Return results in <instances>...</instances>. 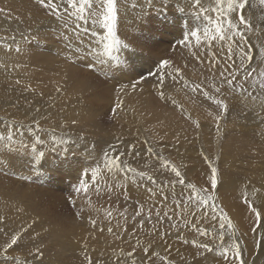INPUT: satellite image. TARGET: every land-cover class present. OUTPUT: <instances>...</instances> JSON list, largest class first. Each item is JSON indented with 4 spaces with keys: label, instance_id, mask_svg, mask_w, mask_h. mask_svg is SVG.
Segmentation results:
<instances>
[{
    "label": "bare ground",
    "instance_id": "6f19581e",
    "mask_svg": "<svg viewBox=\"0 0 264 264\" xmlns=\"http://www.w3.org/2000/svg\"><path fill=\"white\" fill-rule=\"evenodd\" d=\"M209 2L210 0H203L201 1V4L199 6L200 9L208 8L209 9L208 12H198L197 8L194 6L195 0H118V3H117L118 20H117V25H116V33H117V38L121 40V45L117 46L118 50H115L113 52L112 57L104 58L106 61L104 64H99L96 62V54L102 50V44L98 43V41H100L101 37L105 35V30L101 28L99 23H94V20L96 18L94 17L90 18L88 20L87 27L91 31L97 32V36L91 37L90 35L84 34L83 32H81L80 36L77 37L73 29H74L75 23H82V22L76 20L74 16H69L68 13L64 12L63 10L64 6L61 7L60 9V15L57 16V15L52 14L49 9L41 7L37 3V0H0V10H2L0 11V118H3L8 121V122H4L3 120H0V135L6 136L10 132L13 133L14 134V144H15L14 147H9L8 151L6 152L3 146V142H0V167H4L5 169L14 167L13 169H15L16 171L20 173H23V175L25 176L28 173H31V170L29 169L31 160L28 159L31 157L24 156L25 152H22L21 150H26L27 152L28 151L27 149L32 148V147H25V144H28L37 135H39L41 139L45 141V143L43 145H37L35 149L38 151H44V152L49 151L50 150L49 148H52V147H56L59 150L61 148H67L68 151L70 150L71 152L72 148L69 149L68 146L72 144L74 146V149H78L82 147L83 145L84 146L86 145L87 147L89 144L92 145V144L108 142V141L112 142L114 140L118 141L119 138L117 136L120 133H123L124 136L128 135L129 137H131L130 139H128L130 141H128L127 143H125L123 139L120 140V142L124 144V149H131L132 144H135L137 142L136 135H137V129L139 128L140 130L142 129L145 131H149L154 136V138H156V134H157L159 138H161L162 140H166L167 145L176 150L175 156L177 159H180L181 162H185V156L189 158H194V156L198 155L197 152L193 150V148L189 149V146L193 142V138L187 142L189 134L188 132H185V133L184 131L182 132V129L184 128L182 129L180 128L181 126L182 127L184 126L181 125L179 127L180 122L176 120L175 118H173L171 113L168 114L167 112H165L166 110L161 111L158 108L154 107L155 106L154 103H153L154 106L151 104V100L149 99V87L147 85L146 86L139 85L140 86L139 88L138 87H125L124 85L123 86L121 85L118 90V96L110 95L111 92L110 91L108 92L109 90L108 88L110 86L107 89L104 88L103 90L105 89L107 90L105 91V93L107 92L106 96L109 95L107 98L111 102L109 100L104 101L103 97L102 98L98 97V99L103 100L102 102L101 100L96 99V95L98 94V92L101 93L100 91L96 92L95 93L96 95L95 94L93 95V93L97 91L100 88V86H103V87L105 86L104 83L103 85L102 84L100 85V82L102 83V81L100 82L98 81L99 84L97 83V85L98 86L100 85L99 87L92 86L96 82V81L94 82L93 80L96 77L93 78L92 75H96L97 72H94V71H99L98 69L113 70V71L115 70L119 74H121L123 76V80H125L124 76H126L125 74L127 73L120 67L119 62H118V59L120 58L121 55H130L131 58L133 57L136 62H138V57L140 58L143 57L142 56L143 54L141 55V53H143L141 52L143 51V47L142 49L139 48L138 46L139 44L137 43L138 37L136 38L137 40H135L133 36H135L134 35L135 34L134 32L136 30L135 28H139V29L143 28L144 26L143 23H145L148 20L147 16H146L147 20L143 19L147 12L151 10L153 12V10L155 9L159 11L158 9L160 8L166 9V10L168 8L169 10V7H171L172 5L174 8H177V10L178 8L182 7L184 8L183 16L187 17V18L185 17L183 18L186 19L187 21H189L190 15L193 13L195 14V12L198 13V14L196 13L197 17L201 15V16H204V18L208 17L210 19L209 20L208 18L207 19L205 18L206 20L205 19L203 20V17L200 16L202 18L200 19L202 20L201 22L203 21L205 22L203 24H206V23H210V24H206V26L200 24L204 26L203 29L201 28V30L194 29V31L200 37L199 43H197L196 37L192 36L191 38L190 32L186 35L184 33L185 37L184 35L182 36L184 37V40L188 42V44L196 46L195 50L192 49L190 46L184 45L183 44L184 41L182 42V46L184 45L182 49L192 52L197 57V59H199L200 63L203 65V67L209 74H211L212 76H220V80L223 82H218L216 83L217 84L216 85L214 82L203 80L202 83H203L204 88H202L201 86L197 88L199 90L196 93L197 97L195 99H190L188 98V95L186 96L185 94L184 88H186V84L183 85L184 83L183 81H188V83L193 86L194 84L196 85H200V84L195 80H191L188 78L187 80H185L186 79L185 77L178 76L179 78H185V79L183 81H180L179 85H177V82H176V85H177L176 87L171 88L172 87L171 86L170 88H168V92L172 94L174 97H176L175 99L173 97L172 98L177 103H179L181 107L179 109H176L175 107L169 104L168 111L175 113L177 115L179 114L180 120H181V117H183V115L191 116V118L195 120L196 123H198V127H197L198 134L196 136H203L204 133L206 134V132L212 133L211 138H208L207 141L206 139L205 140L202 139L203 140L202 144L203 146L205 145L204 147H208V151L206 150V153L208 156L212 157L215 155V153L218 154V158L220 162L218 163L220 164V171L218 173V176L221 174L228 178L226 183L223 182L224 179L222 178V185L223 183L224 185L221 186L220 190L222 193H227L228 198H230V195L233 194L232 197L229 199V201L227 199L226 206L228 207L230 212L234 214L237 221L241 223L239 211L244 203L242 202V197H245V196L248 198L256 197L258 200L264 201V186L263 185L260 187L256 186L257 187L255 188L256 190H253V191L250 190L249 193L247 192L248 194H246L245 193L246 191H245L244 194L242 193L239 199L237 198L236 193L237 194L241 193L242 187L246 186L244 184L245 177L250 173L249 170L252 167L250 166V168H247L248 170L245 173L241 171L242 175H244V180L241 179L242 175L240 177H237L235 175H230V173H236L237 171H238L237 173H240L239 171L243 167L242 164L244 163V162L242 163L241 158L245 159L244 154L253 153V152H250V150L253 151V150H257V148L258 149H261L262 147L264 148V145H263L264 117L261 114H259V112H264V101L262 102V104L256 101L258 99H261V97H264V88L258 90L256 95L254 94L255 100L254 99L250 100V102L247 101L243 105L240 102V100L243 97V94H239V98H235L231 96L230 95L231 93L229 94L228 91H224V88L227 85L226 80L228 79V77L222 76V75H224L225 69L228 67V65H230V62L233 60V57L237 56V55L235 56L233 55V57L232 56L229 57L228 55L229 48L232 49V54L241 52L242 48L249 52L250 48L248 49L249 45L245 44L246 41L244 39L241 40L240 36L235 35L234 33H231V32L229 33V35L233 37L232 39H226L224 41H221L220 39L217 38L215 40H212L211 37L215 34L214 26H215V21L217 19V13L211 11L212 7L208 5ZM94 3H95V0H94ZM225 3H226V0H225ZM68 11L71 12L73 10L69 9ZM196 15L194 17H196ZM231 15L233 17L234 23L239 26V30L243 34V37L251 38L250 33L252 32H250V28L248 29L244 25L239 24L238 11L235 13H232ZM243 15L247 21L250 19L249 13L247 14L245 13ZM149 16H153V15H149ZM196 20L198 21L199 19L196 18ZM249 22L248 24L250 25ZM18 26L20 28L26 29L27 32H25L24 29H20V31L17 32L16 28ZM206 30L209 33L207 37L204 35ZM180 38L181 37H179V39ZM256 41L258 42V39ZM124 43H127L129 47L124 48L122 46ZM17 47L20 48L19 53L15 51ZM9 48H11L12 51H8ZM145 51L146 50H144V52ZM144 58L142 59V61H140L139 59L140 61V63L138 64L139 66L144 64L146 60ZM237 60L239 63L241 62L240 59H237ZM169 63L170 65H172L170 61ZM196 68H199V67L197 66ZM171 70L172 69H170V72ZM176 70L177 72L179 71V69H176ZM93 73H96V74H93ZM104 73H106V71H104ZM119 74H116V75H119ZM90 75L92 77V80L90 79ZM192 76L194 79H197V77L194 74H192ZM231 76L233 77L232 73H231ZM163 77L166 78V80L171 79V77L167 76L165 73L163 74ZM249 79L250 78L247 79V77H239V80L243 83H246ZM173 80L175 81V77ZM171 83H173V81ZM117 85L115 84L114 87H117ZM217 86L221 88L220 92H217L219 96L221 95V97L224 100H226L228 103L234 102L239 105V107L236 109L237 112H245L248 109L252 110V112L254 113V117L257 121L255 122V125L257 128L256 131H252V129H246L244 126L245 122L244 120H242L243 118H241L240 120H238V118H235L232 124H227V126H225L227 130L229 131L228 137L225 139L226 142H222L219 140V137L217 136V131H216V130H221V126L217 127V123L218 124L222 123V121L219 120L218 118L219 109L217 106H215V104H213L214 101L211 103V101L207 99V97L205 99L203 98L204 92L208 93L211 90L215 91V87ZM93 87H95L96 90ZM116 89L117 88L112 89V86H111V90H113L112 92H115ZM20 92H25L26 96L19 95ZM92 95L95 97V99L94 97H92V100H94L95 102L98 101L99 103V104L96 103L97 105L95 104L96 107L102 106L100 105V103L103 104V102L104 103L110 102L119 107V108L117 107L119 110L117 109V113H115L117 114V116L114 115L113 118L115 117L114 119H117L118 124L120 123L119 121H122L120 125L124 124V126L122 125L123 128L121 126L122 130L120 128L119 130H121V132L120 133L117 132L118 134L116 136L114 132H113L114 135H108L106 130H102L104 129L103 127L106 125L104 126L100 125L99 123L95 121L96 120L95 116L98 113L102 114L104 112V108H105L104 106H106V104L108 103H106L105 105L103 104L104 108L102 107L103 109L102 113L99 112V110L101 111L102 109H99V108L94 109V106L93 108L92 107L89 108L90 105L91 106L92 104L94 105V103L88 105L90 100L87 101V99H89V97ZM101 95H104V93ZM109 97H111V99ZM107 98L106 99L104 98V99L107 100ZM110 103L108 104L109 108H111L112 106L110 105ZM109 108L107 112H110ZM92 110H93V113L95 110H98V113H96V115L94 114V117L92 115L93 118L91 117ZM120 111H121L120 113L121 115L119 114ZM247 116H245L244 118H246ZM28 123L30 124L27 125ZM114 125L116 126L115 123ZM108 126H107V129H109ZM118 126L119 125H117V128ZM259 128L260 130H258ZM114 129L116 128L114 127ZM203 131H206V132H203ZM252 133L253 134L255 133L254 134L255 136L258 133L259 135V137H257L258 141L254 142L252 138L253 136ZM123 134L121 135L123 136ZM91 136L96 137V139L94 138L95 141H90L92 140L89 138ZM128 136L126 137L128 138ZM21 140H23L25 144H21L20 143ZM61 140L67 141V143H54L55 141H61ZM96 146L97 145H95V147ZM90 147L88 146V148ZM74 149L72 150L74 151ZM91 150H92L91 152H93L92 157L99 158L100 156H102L101 152H99L98 150H96V153L94 152L95 150H93L92 148ZM61 151L59 152L61 153ZM91 152L89 154H91ZM29 153H32V152H29ZM93 160L94 159H92V161L90 160L91 164ZM100 160L98 163L100 165L93 163V164H96V165H93L96 168L90 169L91 172L88 171V173L89 174L91 173V175L93 171L97 173L96 183H93V181L91 180V177L88 181L86 180L88 184V189L89 190L91 189L92 195L95 194L93 193V191H105V194L106 193L107 194L108 193L110 194L119 193L118 194L119 197H120V194L122 195V197H124L125 196L124 192L128 191L129 193L136 195L137 199L141 203V206H144L141 208H147L150 211L152 210V212L163 213L164 212L163 210H169V207H174V208H179L178 210H176L177 216L181 215L184 218L187 214H189V211L187 208H185V206L186 205L189 206L190 203L188 204L186 202L185 203L177 202L173 205L171 203L170 197L162 193L155 192V191H150V192H153L155 195L153 198H151L145 187L137 188L134 185V183L136 184L138 180V178L136 179V176L130 174L129 172L121 171L117 169H114L113 171L109 172L107 167L104 166L103 164L105 160L102 161L103 165L101 164ZM43 161H44L43 164L47 163V161L46 162L45 160ZM88 164L85 165V167L88 166ZM248 164L249 163H247V165ZM46 165L47 164H45V168H46ZM47 168H48V165H47ZM205 169H208V168L206 167ZM254 170H255V166L252 168L251 172L254 173ZM204 172L206 171L204 170ZM69 174L75 175V173H72V172H69ZM192 177H195V176L193 175L189 178H192ZM77 178H78V175H77ZM75 180L80 181L79 178ZM11 182L12 181H10V184ZM243 190L248 191L247 188ZM102 194L104 193L101 192V195ZM117 196H113V197L116 198ZM100 197L102 198L104 196H99V198ZM177 198L179 197H175L174 199H177ZM220 200H223V199L220 198L219 201ZM107 201H109L108 203H111L114 205V203L110 202V200H106L105 202ZM121 203H123V201ZM124 203H127V202L124 201ZM110 207L114 208L111 205ZM115 207H117V205ZM118 207H120V205ZM132 207L133 206H131V208ZM118 210L115 209L116 212ZM104 211H107V210H104ZM242 211L244 210L242 209ZM249 211H251V209ZM109 212L107 211L106 213L109 214ZM121 212H122V209H121ZM111 213H114V209H113V212ZM170 214H173V213H170ZM33 216L34 218H38L42 223L36 225V228H35L36 230L30 229L31 231H28L24 235V237L22 238V239H25L24 243L16 246L17 247L16 251L14 250L16 253L22 254V252H24L26 255V252H30L31 250L35 249V250H39L43 252V259L40 260L41 262H44V260L45 262L51 260L54 263H61L62 260L59 259L60 256H62L63 254L66 255L67 253L68 254L69 253L70 254H78V253L80 254V252L86 250L91 255L109 258L121 251V249L118 248L117 244H115V246H111L110 242L103 239L102 237H98L95 240L92 248L85 247V246H89L90 243L88 239L84 237L85 231L84 229L82 230L81 228H83V226L86 227L88 223H90L91 220L97 223H100L101 220H94V219L89 218L90 216L89 217L87 216L86 221L83 220L81 224L78 222L79 224L75 226L74 228L65 229L63 227V224L61 225L57 222L50 221L48 220L49 218L47 219L42 214H39L36 209L35 204L31 200L27 199V196L22 195L19 189L14 187V185L6 186V185L0 184V229H2V231H0V251L1 252L4 250L7 242H9V239H7V237L2 238L3 234L8 233V234H12L13 236H15L16 234L20 233L21 230L27 229L28 227L30 228L32 225L31 221L34 219ZM95 216L97 215L95 214ZM65 219L67 222L68 221L67 218ZM121 219H122L121 215L117 214L116 216L108 218L107 220L115 221L117 223H122ZM149 219H153L155 222L158 221V218H155L154 216L147 218V220ZM138 221H139V218H138ZM133 222L135 221L133 220ZM146 224L148 223L146 222ZM73 225H74V222H73ZM81 225L82 227H80ZM125 226H128V224H125ZM131 226H134V225L132 224ZM95 227L97 229H102L106 232H109L108 229L111 228L113 231L109 233L115 232L119 234V230L116 229L115 225L113 224H110V227L109 225H97ZM135 227L139 228L140 224H136ZM142 227L144 226L141 225V228ZM197 228L205 229L208 232L212 231V229H210L211 227L206 228V227L199 226ZM154 230L156 231V234H158L161 230L160 225L159 226L156 225V227H154ZM37 232H41V234H37L39 235V239L33 238ZM143 235H144L143 233L138 235L132 232L131 228H128V232L125 235V238L128 239L132 243L139 242L144 249L149 250L150 254L149 256H146V258L149 259V257H152L153 254L156 252V249H154L155 245L151 241H148V240L146 241L145 240L146 238L145 239L143 238L144 237ZM205 235L207 236V234ZM32 240H33V243L31 242ZM193 241H195V244H203L202 242H198V240L195 238H189L187 244L191 245ZM261 252H264V251H261ZM182 253H183L182 256H184L185 252L182 251ZM156 264H162V263H156Z\"/></svg>",
    "mask_w": 264,
    "mask_h": 264
},
{
    "label": "rangeland",
    "instance_id": "374dc122",
    "mask_svg": "<svg viewBox=\"0 0 264 264\" xmlns=\"http://www.w3.org/2000/svg\"><path fill=\"white\" fill-rule=\"evenodd\" d=\"M60 1L61 0H58L57 2L60 3ZM208 5L213 7L214 0H210ZM63 6L64 5L61 4V7ZM173 8H174L173 5L169 7L170 12L168 8H167L168 11L166 9L160 8L158 9L160 12L157 11V9H155L157 12L153 10L154 12L153 13L151 10L146 13L147 15L145 14L143 19L147 20L148 18V20L146 22L144 21L145 23H143L144 24L143 28L141 29L135 28L136 29L134 32L135 36H133L135 40H137L136 38L138 37L137 43L139 44L138 45L139 48L142 49L143 47V51H141L143 53L140 52L141 55L143 54L142 55L143 57L142 58L138 57V62H136L133 57L131 58L130 55L120 56V58L118 59L119 65L127 73L125 74L126 76H124L125 80H123V76L115 70L113 71V70L98 69L100 72L94 71V72H97V74L93 73L96 75H92V76L93 78L96 77L95 79H93L94 82L95 81L96 82L94 83L92 81L95 84V85L93 84L92 86H98L97 85L98 81L99 82L102 81V83L100 82V85L101 84L103 85L104 83L105 86L103 87L99 85L100 88L98 89L99 87L98 86L97 87L98 90L92 93L94 95L96 92L100 91L101 93L98 92L99 95L95 94L96 99H98V97H101V98L103 97L104 101H108L109 99L107 97L109 95L106 96L107 92L105 93V91H107L106 89L109 86L110 87L108 88L109 89L108 92L110 91L112 93V94L110 93V95L118 96V90L121 85L122 86L124 85L125 87H133V85L135 84V87H138V88L140 86L147 85L149 87V99L151 100V104L153 105L154 103L155 106L154 105L153 106L158 108L161 111L166 110L165 112H167L168 114L171 113L172 117L180 122L179 127L181 125L184 126V127L181 126L180 128L181 129L184 128L182 129V132L183 131L184 133L188 132L189 137H188L187 142L193 138V142L189 146V149L193 148V150L196 151L198 155L194 156V158H189L185 156V162H181L180 159H177L175 156L176 150L168 146L166 140H162L161 138H159L156 133H155L156 138H154V136L149 131H145L142 129L140 130L139 127H138L139 129H137V135H136L137 142L135 144H132L131 149H124V144H122L120 140L123 139L125 143H127L128 141H130L128 139H130L131 137H129L128 135L124 136L123 133H120L124 124H122L123 126L120 125L122 121H119V120L118 121L120 123L118 124L117 119H114L115 117L113 118L114 115L117 116V114L115 113H117V109L119 107L110 103L111 102L110 100H109L110 102H106V103L108 104L110 103V105H112L111 108H109V105L104 102L103 104L104 105L106 104V106L108 105L107 107L104 106L105 107L104 108L102 103H100V105L102 106L96 107V105L99 104L98 101L95 102L94 100H92V97L94 96L93 95L90 96L89 99H87V101L89 100L90 101L89 103L88 102L87 103L88 105L94 103V105L93 104L92 106L90 105L89 108L90 107L93 108L94 106V109L95 108L102 109L103 107L104 112H106V113L104 112L102 113L103 111L102 109L101 111L99 110V112H101L102 114H99L98 110H95L93 113V110H94L93 109L91 112V117L92 115L94 117V114L96 115V113H98L95 116L96 117L95 121L99 123L100 125H103V126L106 125L103 127L104 129L102 130H106L108 135L115 134L116 136L118 133H120L117 136L119 138L118 141L114 140L112 142L108 141V142L92 144L93 146L97 145L96 147H93L91 144H89L88 145L89 147L91 145L90 148H88V146L86 147V145L85 146L83 145L84 147L82 146L78 149H74V146L72 144L68 147L69 149L71 148L74 149V151L71 149V152H70V150L68 151L67 148H61L60 150L58 149L57 151L58 153L56 151L49 150L45 152L46 156L39 160L36 159L37 153L39 152L38 150L36 149L33 150L32 148L27 149L28 150L27 152L26 150H21L22 152H25L24 156L31 157V158H28L31 160L30 165H29V169L31 170V173H28L25 176L23 175V173H20L16 171L15 169H13L14 167L6 168V169L4 167H0V184L6 185V186L14 185V187L19 189L22 195L27 196V199L31 200L35 204L36 209L39 214H42L47 219L49 218L48 220L50 221L57 222L61 225L63 224V227L65 229H72L75 226H77L79 223L81 224L83 220L86 221L87 216L88 217L90 216L89 218L94 219V220H101L100 223H97V222L93 223V221L91 220L90 223H88L86 227L83 226V228H81L82 230L84 229L85 231L84 234L86 235V236L84 235V237H86L90 243L89 246H85V247L92 248L95 240L98 237H102L103 239L109 241L111 246H115V244H117L118 248H120L121 251L109 258L91 255L86 250L80 252V254L79 253L78 254L69 253L70 254L69 255L67 253L69 256L67 254L66 255L63 254L62 256H60L59 259L62 260L61 263H54L51 260L47 262H45L44 260V262H41L40 260L43 259V252L39 250H35V249L30 251L32 253L26 252V255L24 252H22V254L16 253L15 252L17 248L16 246L24 243L25 239H22L24 235L28 231H31L30 229L34 230L36 228V225L42 223L38 218H34L33 216L34 219L31 221L32 223L31 227L21 230L20 233L15 235L19 237L17 244L13 245L12 248H8L7 252H4V250L2 252L0 251V253H3L2 255H0V264H133V261H135V264H156V263H162V264H264V252H261V251H264V201L258 200L256 197L248 198L245 196L247 199H245V197H242V202L244 203L239 211L240 218H241V223H239L236 217L234 216V214L230 212V210L226 206L227 199L229 201V199L232 197L233 194H231L230 198H228L227 193H222L220 190L221 186H223L224 183L227 182L228 178L221 174L218 176V173L220 171V164H218L220 163L218 154L215 153V155L212 157L208 156L206 153V150L208 151V147H204L205 145L203 146L202 144L203 140L206 139L207 141L208 138H211L212 133L203 131V132H206V134L204 133L203 136H196L198 134V128H197L198 123H196V121L193 120L191 116H184V115L183 117L180 116L181 117V120H180L179 114L177 115L175 113L168 111L169 104L175 107L176 109H179L181 107L180 104L174 100L176 97H174L172 94L168 92V88H170L171 86H172L171 88L176 87L177 85H179V82L183 81L185 78H186L185 80H187L188 78V79L197 81L202 88H204L203 83H202L203 80H208V81L214 82L215 84L218 82H223L220 80V76H212L211 74H209L205 70L203 65L200 63L199 59H197V57L192 52L182 49V47L186 45V46H190L192 49L195 50L196 46L188 44V42L184 40V37L189 32L190 33L195 32L194 29L201 30V28L203 29V27L206 26V24H210V23L203 24L205 23L204 21L201 22L202 21L200 20L202 19L201 17H203V20L206 17L204 18V16H201L200 14L199 15L201 17L200 16L197 17L196 15L197 12H195V14L193 13L190 15V19L189 21H187L186 19L183 18V17L187 18L186 16H183L184 8L180 7L178 8V10L177 8H174L175 11ZM245 13L250 14V19H249L250 22L248 20L250 25L248 24L247 28L248 29L250 28V32H252L250 33L251 34L250 37L253 40L251 38H244V40L246 41L245 44L249 45L248 47V49L250 48L249 53L252 55L253 59L251 61H245L242 64L241 62L239 63L237 60V59L241 60V55H239L240 52L232 54V57L233 55L234 56L237 55V56L233 57V60L230 62V65H228V67L225 69L224 75H222V76H227L228 79H230V78H233L231 76V73L235 74L234 84L228 85L226 83L227 85L225 86L224 91H228V93L229 94L231 93L230 95L235 98H239V94H243V97L240 100L242 105L245 104V102L247 101L250 102V100H253L258 90L264 88V87H261V81L262 79H264V77H261L260 75L262 72H264V54H262L264 53V47H262L264 46V5L260 3V0H248V3L245 9L243 10V14ZM238 14L240 15L239 10H238ZM149 15H153V16H149ZM195 15L196 17H194ZM196 18L199 19L200 21L199 20L197 21ZM193 19L195 22L193 21ZM20 29H24V28H20L18 26L16 28L17 32H19ZM24 31L27 32L26 29H24ZM178 35L179 37H181L180 39ZM183 35L184 37H182ZM173 36L177 38L175 39ZM191 38H192V35H191ZM257 39H258V42L256 41ZM182 42L184 44L183 46H182ZM144 50L146 51L144 52ZM143 58L146 60L144 64L142 65L140 64L141 66H139L138 64L140 63V61H142ZM162 61H168V64L162 67L161 66ZM169 61L172 63L173 66L170 65ZM197 66L199 68H196ZM168 68L172 69L173 71L171 70L170 72V69ZM176 69H179V71L177 72ZM104 71H106V73H104ZM164 73L167 76H170L171 79H167L170 81L169 82L166 80V78H164L163 80L164 84L163 83L161 84L160 78L161 76H163ZM249 73H251L250 77H248ZM116 74H119V75H116ZM192 74H194L197 77V79H194ZM108 75H110L111 77ZM178 76L179 77L182 76L185 78H179ZM174 77H175V81L173 80ZM239 77H247V79L248 78L250 79L246 83H243L239 80ZM97 78L98 79L101 78V79L98 80ZM90 79L92 80L91 75H90ZM131 81L133 82V84ZM172 81L173 83H171ZM105 82L108 84H106ZM176 82H177V85H176ZM183 82H184L183 85L186 84V88H184L186 96L188 95V98L195 99L197 97L196 93L199 90L196 89L195 91H193V85L189 84L188 81H183ZM115 84L116 85L118 84L117 87H114ZM195 85L196 84H194V86ZM111 86H112V89L117 88L116 89L117 92L116 90L115 92H112L113 90H111ZM93 88L96 90L95 87ZM104 88L106 89L103 90ZM161 92H163L164 94L163 99L161 98ZM103 93L104 95H101ZM19 95L26 96V93L20 92ZM111 97L109 98L111 99ZM104 98L105 99L107 98V100H105ZM203 98L205 99L206 96L204 95ZM216 98L218 100H221L223 104L226 105V108H222L218 106L217 104H215L213 101L217 100ZM207 99H209L211 103L213 102V104H215V106H217L219 109L218 118L219 120L222 121V123L221 124L217 123V127L221 126V130H216V131H217V136L219 137L220 141L226 142L225 139L228 137L229 131L227 130L225 126H227V124H232L235 118H238V120L243 118L242 120H244L245 122L244 126L246 129H252V131L257 130L256 125H255V122L257 121L254 117V113L252 112V110L248 109L245 112H237L236 109L239 107L238 104L234 102L228 103L226 100H224L221 97V95L219 96V94L213 90L208 92ZM98 100H101V102L103 101L102 99H98ZM256 101L262 104V102L264 101V97H261V99H258ZM108 108L110 112H107ZM120 113L121 111L119 112V114ZM259 114H261L264 117V112H259ZM245 116L247 117L244 118ZM0 120H3L4 122H8L7 120L3 118H0ZM114 123L116 124V126L114 125ZM29 124L30 123H28L27 125ZM117 125H119L118 128H117ZM107 126L109 129H107ZM114 127L116 129H114ZM120 128L121 130H119ZM258 130H260V128ZM121 134H123V136ZM254 134L252 138L254 142H256L258 141L257 137H259V135L258 133H257L258 136L257 135L255 136ZM126 136H128V138ZM89 138L92 139L90 141H95L96 139L95 136L94 137L91 136ZM101 145L103 146V148ZM263 145H264V142H263ZM91 148L95 150L94 151L95 153H96V150L101 152L102 156H100L99 158L92 157L93 152H91L92 151ZM149 148H151V152L148 151ZM82 149H84L85 151ZM261 149L257 148V150H253V151L250 150V152H253V153L244 154L245 159L241 158L242 163L243 162L245 163V164L244 163L242 164L244 168L241 166L242 168L239 171L240 173H237L238 171L236 173H230V175H235L237 177H240L242 175L241 171L245 173L248 170L247 168H250V166L253 168L255 166L254 173L251 172L252 171V168H251L249 170L250 173L245 177L244 184L247 187L246 186H244L245 188L242 187L241 193L239 194L236 193V196L239 199L242 193L244 194L245 191H246L245 193L248 194L250 190L251 191L256 190L255 189L257 188L256 186H259V187L262 185L264 186V155H263L264 148L262 147ZM79 150L81 153L79 152ZM59 151H61V153ZM29 152H32V153H29ZM90 152L91 154H89ZM105 152H107L109 156H113V155L118 156L119 160L121 161L122 168L124 166H127L128 168L135 169V173L143 172L146 174L142 178L135 173L129 172L130 174L136 176V179L138 178L137 183L136 184L134 183V185L137 188L145 187L151 198H153L155 195L153 192H150V191L162 193L171 198V203L173 205L177 202H181V203L186 202L188 204L190 203L189 206L187 205L185 206V208L188 209L189 214H187L184 218L181 215L177 216L176 210H178L179 208H174V207H169V210H163L164 211L163 213L152 212V210L150 211L147 208H141L144 206H141V203L137 199L136 195L129 193L128 191L124 192L126 197L124 195H123L124 197H122L121 194L119 197L118 195L119 193H112L113 195L110 193L108 194L106 193L107 194L106 195L105 191H93V193H95L96 195L95 194L92 195L91 189L90 190L87 189V191H83V190L77 191V189L80 186L81 180L88 181L90 179L91 173L89 174L88 171L91 172L90 169L96 168L93 165H96V164L100 165L98 164L100 159H101L100 160L101 164H102V161L105 160L104 158ZM92 159L94 160L91 164ZM43 160H45V162L47 161V163L43 164L44 162ZM162 161L175 166L181 172L182 176L185 179L184 185H181L178 183V178L175 177V174L171 172L170 168L162 167V164H161ZM93 163H96V164H93ZM247 163L249 164L247 165ZM45 164L48 165V168H47V165L45 168ZM87 164L88 166L85 167V165ZM103 164L105 166V161L103 162ZM209 164L217 168L218 186L216 189L211 188V169L209 167ZM89 165H91L92 167ZM204 166L205 168L207 167L208 169H205ZM199 169L201 172L199 171ZM204 170L206 172H204ZM69 172L75 173V175L69 174ZM77 175L80 181L75 180V179H78ZM193 175L195 177L189 178ZM147 176H152L155 183H153L152 181H149L147 179ZM222 178L224 179L223 185H222ZM241 179L244 180V175L241 176ZM10 181H12L11 184H10ZM189 184L196 185L198 190L207 189L208 191L206 195L212 197V200L209 201V204L211 205L214 203L215 207L214 208L207 207L204 205L197 206L196 200L199 199V196L197 195L193 199L189 198L190 193H191V189H189L188 187ZM246 188L248 189V191L243 190ZM101 192L104 194L101 195ZM200 194H205V193L201 192ZM99 196H104V197L99 198ZM113 196H117L118 198L117 197L115 198ZM182 196H184L185 198ZM175 197H179V198L174 199ZM220 198L223 200L219 201ZM106 200H110V202L114 203V205L111 203H108L109 201L105 202ZM122 201L123 203L124 201L127 203H124L125 204L124 205L123 203H121ZM110 205L114 208H111ZM116 205L117 207H115ZM119 205L120 207H118ZM131 206L133 207L131 208ZM253 207H255L258 211L261 212V216H262L261 221L256 220L255 213L252 210ZM118 208L120 211L118 210ZM113 209H114V213H111L113 212ZM115 209L118 211L116 212ZM121 209L123 213L121 212ZM242 209L244 211H242ZM250 209L251 211H249ZM104 210H107L108 212L110 211L109 214H107L106 213L107 211H104ZM137 212H139L142 217L137 215L136 214ZM170 213H173V214H170ZM221 213L226 214L227 217L231 220L232 225H233L231 229L227 228V226H225L223 230L220 229L219 224H220ZM95 214L97 216H95ZM110 214H112L113 216H116L117 214L121 215L122 223H117L115 221L107 220L108 218L113 217ZM108 215H110L111 217ZM153 216L155 218H158V221L155 222L153 219L147 220V218H150ZM214 216L216 217V219H213ZM65 218H67L68 220L67 222ZM138 218H139V221H138ZM133 220L135 222H133ZM73 222H74V225H73ZM146 222L148 224H146ZM110 224L115 225L116 229L119 230V234L115 232L109 233L102 229H97L95 227L97 225H109L110 227ZM125 224H128V226H125ZM130 224L131 225L133 224L134 226H131ZM136 224H140V227L139 228L135 227ZM141 225H143L144 227L141 228ZM156 225L157 226L160 225L161 227V230L158 234H156V231L154 230V227H156ZM199 226L206 227V228L211 227L210 229H212V231L208 232L205 229L197 228ZM80 227H82V225ZM128 228H131V231L138 235L143 233L144 234L143 238L144 239L146 238L145 239L146 241L147 240L151 241L155 245L154 249H156V252L153 254L152 257H149V259L146 258V256H149L150 251L144 249L139 242L132 243L128 239L125 238V235L128 232ZM197 229H199V232ZM203 230L204 232H206L207 236L200 234L201 231ZM0 231H2V229H0ZM221 231L223 232L225 236L224 242H221V240L218 238ZM37 234H41V232H37L33 238L39 239V235ZM6 237L7 239H9V242H11V238L13 237V235L8 234V233L3 234L2 238H6ZM189 238H195L198 240V242H202L203 244L207 245V247L202 246L203 244L192 243L191 245H189L185 242V241L188 242ZM9 242H7V244H9ZM31 242L33 243V240ZM235 243H239V246L242 250V257L239 259L235 257L234 251L232 250V244H235ZM208 248H211L212 251H208ZM224 248L229 249L227 256H222L220 254ZM182 251L185 252L184 256H182L183 254ZM129 253H132V255H129ZM195 253H197L198 255Z\"/></svg>",
    "mask_w": 264,
    "mask_h": 264
},
{
    "label": "snow or ice",
    "instance_id": "6c2138e0",
    "mask_svg": "<svg viewBox=\"0 0 264 264\" xmlns=\"http://www.w3.org/2000/svg\"><path fill=\"white\" fill-rule=\"evenodd\" d=\"M37 3L46 9H49L50 12L54 15L59 16L60 15V9L61 4L64 5V12L68 13L69 16H74L76 20L81 21L82 23H75L74 26V33L77 37L80 36L81 32L84 34H88L91 37H96L97 32L91 31L88 27V20L90 18H96L94 20V23H99L101 28L105 30V35L101 37L100 41L98 43L102 44V50L99 51L96 54V62L99 64H104L106 61L104 58L106 57H112L113 52L117 49L118 45H121V40L117 38L116 33V25L118 20V8L117 3L118 0H61L60 3L57 2V0H37ZM248 3V0H214V6L211 8L212 12L217 13V19L215 21L214 26V35L211 37L212 40L220 39L221 41H224L226 39H232L233 37L229 35V33H234L235 35L240 36L241 40L244 39L243 34L239 30V26L236 25L233 21L232 13L240 11L239 15V24L244 25L246 28L248 27V21L243 15V10L245 9L246 5ZM260 3L264 5V0H260ZM201 0H195L194 6L197 8L198 12H208V8L200 9ZM72 9L73 11L69 12L68 10ZM2 11V10H0ZM192 36L196 37L197 43L200 42V37L196 32L191 33ZM204 35L207 37L209 35L208 31L206 30ZM27 39V38H26ZM124 48L129 47L127 43H124L122 45ZM264 47V46H262ZM8 51H12L11 48L8 49ZM15 51L17 53L20 52V48H16ZM264 54V53H262ZM229 57L232 56V49L229 48L228 50ZM241 55V63L243 64L245 61H251L253 59L252 55L245 51L243 48L240 52ZM168 64V61H162L161 66H165ZM249 77L251 76V73L248 74ZM261 77H264V72H262ZM164 77L161 76L160 82L163 83ZM235 80V74H233V78L227 79L226 83L228 85H233ZM135 87V84L133 85ZM200 85L193 86V91H195L197 88H199ZM261 87H264V79L261 81ZM221 88L219 86L215 87L216 92H220ZM204 95L207 97L208 93L204 92ZM161 98H164L163 92H161ZM214 103L222 108H226V105L223 104L221 100H214ZM0 142H3V146L5 148V151L7 152L9 147H14V134L8 133L6 136L0 135ZM21 144H25L23 140L20 141ZM45 141L41 139L39 135L35 136L33 140H31L28 144H25V147H32L33 150H35L37 145H43ZM54 143H67V141L61 140V141H55ZM95 147V146H93ZM51 151H58L56 147H53L50 149ZM149 152H151V148L148 149ZM11 154V153H9ZM46 156V153L44 151H39L37 153L36 159L39 160ZM105 158V166L107 167L108 171L111 172L114 169L126 171V172H132L135 173V169L128 168L127 166L121 167V161L119 160V157L116 155L109 156L107 152L104 153ZM162 167L170 168L171 172L175 174V177L178 178V183L181 185L185 184V179L182 176L181 172L173 165L162 161L161 162ZM209 167L211 169V188L216 189L218 186V180H217V168L213 167L211 164H209ZM139 175L140 177H144L146 174L143 172L135 173ZM96 176L97 173L95 171L92 172L91 180L93 183H96ZM147 179L149 181L153 180L152 176H147ZM189 189H191L190 193V199L195 198L197 195L199 196V199L196 200L197 206L204 205L207 207H215L214 203L209 204V201L212 200L211 196H207V189L198 190L196 185L189 184ZM88 184L85 180L80 181V186L77 189V191L83 190L87 191ZM201 192L205 194H200ZM245 199H247L245 197ZM253 212L255 213L256 220L261 221L262 216L261 212L258 211L255 207L252 208ZM137 215H140L139 212L136 213ZM213 219H216L214 216ZM93 223H95L93 221ZM227 226V228L231 229L233 227L231 220L227 217L226 214L221 213L220 217V224L219 227L221 230H223ZM199 230V229H198ZM109 232L112 231L111 228L108 229ZM201 235H205L206 232L201 231ZM19 237L13 236L11 238V242L7 244V246L4 249V252H7L8 248H12L13 245L17 244ZM219 239L221 242L225 241V236L223 232L219 234ZM187 243V241H185ZM195 244V241H193ZM204 247H207V245H203ZM232 250L234 251V255L236 258L242 257V250L239 246V243L232 244ZM208 251H212L211 248H208ZM229 252L228 248H224L222 252L220 253L222 256H227ZM3 253H0L2 255ZM129 255H132V253H129ZM163 259V258H162ZM133 264H135V261H133Z\"/></svg>",
    "mask_w": 264,
    "mask_h": 264
}]
</instances>
